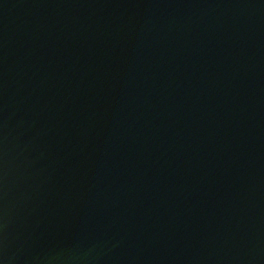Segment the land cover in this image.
Masks as SVG:
<instances>
[{"label": "water", "instance_id": "obj_1", "mask_svg": "<svg viewBox=\"0 0 264 264\" xmlns=\"http://www.w3.org/2000/svg\"><path fill=\"white\" fill-rule=\"evenodd\" d=\"M0 264H264V0H0Z\"/></svg>", "mask_w": 264, "mask_h": 264}]
</instances>
